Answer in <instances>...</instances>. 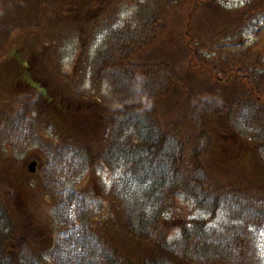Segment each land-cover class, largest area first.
<instances>
[{"label": "trees", "instance_id": "16d2710c", "mask_svg": "<svg viewBox=\"0 0 264 264\" xmlns=\"http://www.w3.org/2000/svg\"><path fill=\"white\" fill-rule=\"evenodd\" d=\"M223 1L8 0L0 264H264V0Z\"/></svg>", "mask_w": 264, "mask_h": 264}, {"label": "rangeland", "instance_id": "374dc122", "mask_svg": "<svg viewBox=\"0 0 264 264\" xmlns=\"http://www.w3.org/2000/svg\"><path fill=\"white\" fill-rule=\"evenodd\" d=\"M247 2V0H224L223 1V3L224 4H226L227 6H242V5H244L245 3ZM8 4H9V2H8V0H0V8H1V10H0V12H1V14H2V17H4L5 19L8 17V12H7V6H8ZM185 10H186V6H184V9L182 10V13L184 14V12H185ZM169 23H170V20H169ZM171 24V23H170ZM172 25V24H171ZM175 33V32H174ZM14 35V34H13ZM172 35H173V33H172ZM150 48V50H153V49H155V52H156V50H160V51H162L161 53H164V54H166V52H167V55L169 56V54H170V51H167L166 50V45H165V43H164V41L163 40H161L160 41V43L155 47V45L152 47H149ZM156 53H158V52H156ZM160 53V52H159ZM154 55H156L155 53H154ZM153 55V56H154ZM76 56V55H75ZM152 56V57H153ZM151 57V52H149V53H145V55H144V61L145 60H150V59H152V57ZM176 57V56H175ZM150 58V59H149ZM177 58V57H176ZM179 59H181V57L179 56L178 57V60ZM143 60V59H142ZM45 149V145L44 144H41L40 145V147H39V150H33V151H31L25 158H24V161H25V163H24V165H25V169H27L28 171H29V166H30V164H31V162L32 161H37L38 162V164H36V172H34V173H32V174H35V175H37L38 173H40L41 171L40 170H42V168H43V166H44V160L41 158V156H40V153L39 152H41L42 150H44ZM101 169V168H100ZM99 169V171H98V173H97V175L95 174V177L93 178V179H91V183L92 182H100L101 183V181L100 180H103V181H106V182H111V181H113L116 177H117V173L116 172H107V171H104V170H100ZM100 172V173H99ZM29 173H31L30 171H29ZM86 178V177H85ZM83 179L81 182H80V184H79V186H83L84 185V181L86 180V179ZM31 193L33 192V191H30ZM181 203V202H180ZM178 208L180 209V211H179V214H181V213H183L184 214V211H183V209L185 208V204H183V203H181L179 206H178ZM45 209L46 210H49V205L48 204H46L45 205ZM32 217L33 218H35V215H32ZM35 222H36V220H35Z\"/></svg>", "mask_w": 264, "mask_h": 264}, {"label": "water", "instance_id": "95a60500", "mask_svg": "<svg viewBox=\"0 0 264 264\" xmlns=\"http://www.w3.org/2000/svg\"><path fill=\"white\" fill-rule=\"evenodd\" d=\"M36 164H37V162H33V163L30 165V170H31L32 172H36Z\"/></svg>", "mask_w": 264, "mask_h": 264}]
</instances>
